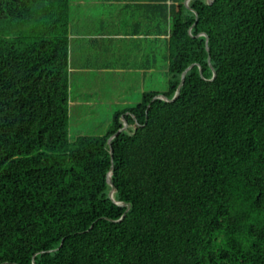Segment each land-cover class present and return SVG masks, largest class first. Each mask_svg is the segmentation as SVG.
I'll use <instances>...</instances> for the list:
<instances>
[{"label":"trees","instance_id":"16d2710c","mask_svg":"<svg viewBox=\"0 0 264 264\" xmlns=\"http://www.w3.org/2000/svg\"><path fill=\"white\" fill-rule=\"evenodd\" d=\"M70 1L0 0V264H264V0H172L167 90L74 142Z\"/></svg>","mask_w":264,"mask_h":264},{"label":"crops","instance_id":"0c3cea01","mask_svg":"<svg viewBox=\"0 0 264 264\" xmlns=\"http://www.w3.org/2000/svg\"><path fill=\"white\" fill-rule=\"evenodd\" d=\"M172 3L70 1L71 125H77L73 119L76 115L79 122H103L95 134L102 135L115 113H129L145 92L163 93L154 83L158 77L159 84H168V8Z\"/></svg>","mask_w":264,"mask_h":264},{"label":"water","instance_id":"95a60500","mask_svg":"<svg viewBox=\"0 0 264 264\" xmlns=\"http://www.w3.org/2000/svg\"><path fill=\"white\" fill-rule=\"evenodd\" d=\"M191 0H186V5L188 6L189 5V2H190ZM209 3H211L213 0H207ZM198 18V17H197ZM192 29V28H191ZM191 29H190V31H191ZM200 35H202V34H200ZM208 43V36L206 35V44ZM207 49H208V51H209V48L207 47ZM194 66V64H192V65H190L184 72H183V74H182V78H181V82H180V84H179V86H178V88H177V92H176V94H175V96H174V98H172V99H170L171 101L172 100H174V99H176L178 96H179V94H180V90H181V87L183 86V83H184V81H185V76H186V74H187V72L192 68ZM200 72H201V74H202V69L200 68ZM216 75V72H215V70H214V76ZM158 98H162V99H165V100H168V98H166L163 94H161V95H159L158 96ZM127 128H128V124L127 123H125L124 124V126L120 129V130H118L110 139H109V143H111V141H112V139L119 133V132H121V131H123V130H127ZM113 159H112V168H111V171L109 172V175H108V183H109V185L113 188L112 189V191H111V193H110V197H111V199L113 200V201H115L116 202V200H115V194H116V192H117V189H116V187L114 186V183H113V180H112V174H113V169H114V165H113ZM117 203H119L120 205H127V210H129L130 208H131V204H126V203H121V202H117ZM124 217V216H123Z\"/></svg>","mask_w":264,"mask_h":264},{"label":"rangeland","instance_id":"374dc122","mask_svg":"<svg viewBox=\"0 0 264 264\" xmlns=\"http://www.w3.org/2000/svg\"><path fill=\"white\" fill-rule=\"evenodd\" d=\"M162 82V81H161ZM155 85L158 86V88H162L161 89V92H164L167 90V86L165 87V85H161L159 84V78L157 77V82L154 83ZM163 84V82H162ZM164 88V89H163ZM79 117V115H76V116H73V119L74 121H76L77 125L73 126L71 125V116H70V129H71V132H70V137H71V141L74 142L77 137H78V134L83 131V134L82 135H95L97 130V128H101L103 127L102 126V123H97L95 122L94 120H91L90 122H79L78 120H76V118ZM81 118V117H80Z\"/></svg>","mask_w":264,"mask_h":264}]
</instances>
